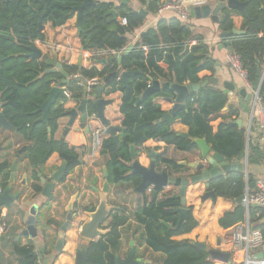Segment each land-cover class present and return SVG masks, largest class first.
Returning <instances> with one entry per match:
<instances>
[{
	"label": "trees",
	"instance_id": "trees-1",
	"mask_svg": "<svg viewBox=\"0 0 264 264\" xmlns=\"http://www.w3.org/2000/svg\"><path fill=\"white\" fill-rule=\"evenodd\" d=\"M95 1L83 12L79 38L89 58L98 62L102 59L110 60L117 52H122L131 43L130 35L145 24L146 17L138 9L122 4L121 0ZM164 1L138 0V3L140 7L149 3V12L157 13ZM242 1H248L241 24V30L245 32L233 34L229 39L233 51L240 55L248 71V81L253 85L258 68L264 66V0ZM82 3L83 0H0L1 111L16 128L20 139L30 143L23 154L34 168L44 166L53 153H58L67 162V173L81 163L80 152L76 147L54 138L58 121L67 112L64 105L57 102L50 108L48 124L40 120L42 113L37 111L39 105L63 76L58 72H47L49 66L43 59L30 57L28 46L36 42H47L46 32L40 30V16L44 24L51 23L53 27H60L74 17V7ZM112 10L115 13H111ZM233 13L239 11H223L225 16L219 24L222 31H231L235 26ZM133 46L123 56L121 64L113 60L101 69L96 65L88 68L78 64H64L72 78L79 74L85 79L100 80L99 85L91 87L93 95L99 86L105 87L104 95L122 92L120 111L123 121L119 140L115 141L112 136L104 138L100 151L102 155L109 156L106 165L110 184L127 183L133 187L140 184L141 176L131 173L130 145L143 146L149 139L190 151L197 148L195 138H205L212 152H218L229 160L244 159L247 150L249 162H259L264 158V150L248 141L247 130L235 122L239 119L238 109L231 107L225 121L214 130L212 116L221 112L229 101L228 94L215 85L208 84L193 92L186 101L187 108L180 110L176 116L188 127L189 138L175 131L171 122L161 120L168 111L156 99L172 95L169 89L162 88L141 97L154 79L180 84L202 83L205 78L200 77L199 73L206 69L215 70V61L208 56L209 46L202 35L192 31L187 22L178 15L161 17L155 25L141 33ZM257 61H260V65ZM123 70L137 71V74L129 76L127 84L119 77L105 83L109 73H120ZM67 89L72 98L79 102L89 94L86 86L73 80ZM260 93L264 95V79ZM139 97L141 100L137 104ZM87 106L90 112L95 111L92 99H88ZM48 127H51V135ZM17 149L12 142L5 144L7 151L15 153ZM159 161L174 172H182L185 167L174 159L159 157ZM10 166L9 159L0 163L3 185L10 178ZM256 181L251 174L246 176L244 172L234 171L211 182V188L217 196L235 201L234 208L220 218L222 227L228 228L245 221L246 208L243 202H237L236 199L243 197L247 188L253 190ZM175 189L174 184H169L168 188L162 187L152 195V191L146 188L142 194L143 203L135 212L120 204L121 208L112 212L104 225L110 231L95 241H88L87 264H114L115 257L122 250V231L127 227H131L133 237L139 234L136 236L139 245L164 254L162 264H213L214 260L208 252L196 248L191 240L174 239L198 226V220L192 208H189L188 218L176 227L179 219L176 210L182 204L179 197L172 198ZM35 190L40 192L42 187L36 185ZM159 193L162 198H159ZM94 208L86 210L92 211ZM131 218L138 223L135 228H132ZM263 218L264 210L259 207L250 210L251 227L260 229L264 236ZM163 221L171 223L172 227L168 228ZM15 252L20 257L19 264H40L41 251L38 252L33 243L15 245Z\"/></svg>",
	"mask_w": 264,
	"mask_h": 264
},
{
	"label": "crops",
	"instance_id": "crops-1",
	"mask_svg": "<svg viewBox=\"0 0 264 264\" xmlns=\"http://www.w3.org/2000/svg\"><path fill=\"white\" fill-rule=\"evenodd\" d=\"M132 2L134 3V0ZM210 3L216 5L215 0H211ZM174 15H176V13L172 10H165L162 13H159V11L157 13L149 12L145 24L130 35V44H134L139 39L141 33L148 27L155 25L159 18ZM232 18L236 28L241 29L243 21L242 14L240 12L233 13ZM73 19L74 22L71 23ZM76 22L77 16L60 27H53L51 23L45 24L44 31L47 35V42H36L35 45L42 50L45 57L57 59L63 64L79 65V61H81L80 65L84 67L89 68L96 65L99 69L103 68V64L93 62L89 58L79 38L78 25ZM187 23L191 26L195 34L203 36L210 50L208 56L215 61V70H203L199 73L200 77H204L205 80L212 77L217 78L218 83L209 82L208 84L215 85L222 91L224 90V83L227 81L236 85L235 90L228 94L229 101L227 106L221 112L212 116L213 120L211 124L214 130H217L219 124L225 121V116L228 115L230 108L234 107L239 111L238 117L243 121L242 127L247 130L248 141H251L254 145H258L264 150V140L260 138L257 121L255 118H252L254 85H250L245 79L231 69L227 61V53L230 51L226 47H220L222 44L220 39L222 30L219 25L210 17L195 18L190 16ZM262 70H264V66H262ZM160 82L163 83L165 81L160 80ZM240 88H246L247 92L252 94V99L248 103V111H245V106L244 108L241 107L238 101V91ZM103 96L113 101L105 109L106 118L110 120L112 125L122 127L123 115L120 111L122 92L116 91L109 95L103 94ZM68 98L69 99L64 103L62 102V98L58 100V103L64 105L67 112L76 107L79 103V101L72 98L71 95H69ZM90 99L94 100L95 95H92ZM156 102L160 103L162 108L167 111H170L173 106V103L165 98H158ZM67 112L65 116L59 119L54 138L58 141H66L71 147H76L80 152L81 163L73 171L67 173L61 183L55 184L53 198L49 199L42 194V190L36 192L35 186L40 185L43 187L40 177H46L50 180L51 174L62 165L64 160L61 159L58 153H53L44 166L34 168L30 166L24 154L21 155L18 162L19 170L16 173L15 182L9 184L12 194H15L17 191H21V194L16 197L17 199L9 208L6 206L0 208V264H19L20 257L15 252V245L24 246L30 243L35 245L38 252L41 251L42 247L45 249L42 260L40 259V264H45L44 262L47 264H75L76 253L81 245L80 240L87 242V240L79 236L78 229L81 223L87 218L85 215L86 208L96 207L99 202V193L95 188H102L104 185V167H107L106 162L109 156L102 155L100 153L101 148L96 151L92 149L91 131L96 127L103 126L99 119L91 117L94 113L89 112L90 118L88 123L91 129L90 133H87L85 129H80V121L79 118H77L65 134V130L70 121V116L67 115ZM172 127L179 133H188V127L179 119L174 120ZM120 132L121 131L117 133L118 136ZM109 136L110 135L106 133L104 138ZM10 142L15 144L18 149L23 146L28 147L30 144L28 142H23L16 130L5 128L0 125V163L6 159H9L12 163L15 158L17 151L14 153V151L10 152L5 150V144ZM136 151L138 152V156L131 158L129 162L131 173L134 171L135 163L145 168H149L152 163H154L157 172L166 170L169 176L190 177L192 174L199 173L196 169H190L188 166H185L182 172H174L159 161V157H165L174 159L182 165L183 162H195L200 159V151L198 148L190 151H182L174 145H168L162 141L149 139L143 146H136ZM246 154H248V150ZM246 154L244 159L240 161H231L245 162ZM243 172L246 176L248 174L253 175L256 180L264 178V158L259 160V162L253 163L249 162L248 158L247 168ZM25 173H27V185L21 183ZM1 185L3 189L8 185V183L3 185L2 176H0V186ZM110 187L109 200L119 207L121 204L126 206L130 211L135 212L139 205L143 203V191H139L138 187H133L127 183L121 185L110 184ZM150 187L153 189V185L149 186L148 189ZM247 190L249 189L247 188ZM179 191L180 188L176 187L175 194L179 193ZM205 191L206 187L203 181L189 184L186 193V205L192 208L193 214L198 220V226L189 233L175 236L174 239L179 241L188 239L192 242L201 241L207 243L208 247L219 248L231 253V263L214 260L213 264H240L243 259V251L233 248L231 235L234 228L241 222L228 228H224L220 225V218L227 211L234 208L235 201L220 196H217L215 202H213L211 198L202 200L201 196L204 195ZM74 194H77L74 214L75 219L67 231L64 232L63 236L65 237V242L62 251L58 252L55 250V244L58 241L61 226L66 220V205ZM162 197V194L159 193V198ZM250 210L248 213L246 210L245 221L247 218H249L250 221ZM32 215L36 217L35 226L37 228V235L34 237L25 235L24 233V230L27 228L28 218ZM262 221L264 222V218ZM130 222L132 228L138 225L133 218L130 219ZM131 230V227H127L122 231V250L119 255L124 257L128 253L130 241L134 239L135 249L137 247L136 256L148 260L149 262L147 264H162L161 261L164 258V254L161 252H153L147 249L145 245H139L136 238L139 234L133 237L131 235ZM219 239L221 240L220 246L217 245ZM261 250H264V246Z\"/></svg>",
	"mask_w": 264,
	"mask_h": 264
},
{
	"label": "water",
	"instance_id": "water-1",
	"mask_svg": "<svg viewBox=\"0 0 264 264\" xmlns=\"http://www.w3.org/2000/svg\"><path fill=\"white\" fill-rule=\"evenodd\" d=\"M133 0H121L122 4H128L131 6V2ZM216 5L213 3H208L200 7H195L191 9V16L195 18H202V17H210L215 23L218 25L222 22L224 18L223 11L225 9L239 11L242 15L245 14V6L247 5L248 1L242 0H215ZM95 0H83V3L79 6L74 7V12H78L77 15V22L78 25V33L80 34L82 31V27L80 26V20L83 16L84 10L90 6L95 4ZM137 9V8H135ZM150 5L149 3L145 7H140L138 11L144 16L147 17L149 14ZM111 13H115L114 10ZM40 30L44 31L45 24L43 23V18L40 16L39 20ZM245 31L241 29H237L236 26L232 28L231 31H222L220 33V39L222 44L220 45L221 48L226 47L229 51H233V46L229 37L233 34L240 35L243 34ZM133 44H129L127 47L123 49L122 52H117L113 58L110 60L102 59L98 62L105 65L109 61L117 60L119 64H121L123 60V56L128 54L133 49ZM30 50V57L43 59L46 64L49 66L47 72L53 73H60L63 76V79L56 85H54L50 91L48 92V97L46 100L39 105L38 112L42 113L40 120L49 123V110L50 108L55 105L59 98L63 99V103L66 102L69 98L66 94L65 90L68 84L73 81L76 82H86V79L83 78L81 75L72 78L70 74L64 68V64L57 59L45 57L42 50L38 48L35 43H32L28 46ZM260 65V61H257ZM81 61H79V65ZM137 74V71H129L123 70L121 73L117 71L109 73L105 78V83H110L115 77H118L124 81L125 84L128 83V77L131 75ZM264 79V70L262 68H258L257 79L254 81V89L260 90L261 84ZM209 82L218 83V79L212 77L208 80H204L202 83H195V84H180L177 82H170L165 81L163 83L160 80L154 79L151 81L149 87L143 92L142 96H146L153 91L161 90L162 88L169 89L172 95L165 97L166 100L173 103L172 108L168 111L161 120L169 121L171 123L174 122L176 119L177 114L180 110L186 109L187 99L191 96L193 92L198 91L201 87L208 85ZM236 85L232 82H225L224 83V93L229 94L230 92L234 91ZM105 87L99 86L95 92V99L93 100L97 119L106 127V133L112 136L115 141L119 140L118 132L122 130L120 126H114L110 123V120L106 118L105 109L108 105H110L113 101L111 99H106L103 96ZM239 97L238 101L240 102V106L244 108L245 111H248V103L252 99V94L247 92L246 88L239 89ZM141 97L138 98L137 104L140 102ZM88 99L85 98L81 100L78 105L70 110H68L67 115L70 116V121L68 126L65 130V134L68 132L70 127L74 124L77 118H79L80 129H85L87 133H90V125H89V109H88ZM2 107V102L0 101V108ZM239 126H242L243 121L241 119H237L235 121ZM0 125L5 128H10L16 130V128L9 122L4 113L0 111ZM50 135L52 134L51 127H48ZM181 136L185 138H189V133L182 132L179 133ZM197 148L200 151V159L195 162L186 163L183 162V166H188L190 169H196L199 171L197 174H192L190 177L185 176H169L166 170L162 172H157L155 169L154 163L149 168H145L139 166L138 163L134 164V171L133 174H139L141 176V182L137 186L139 191H144L149 186L153 185L152 195H155L162 187L168 184H174L176 187L180 188L179 193H176L172 196V198H180L182 206L177 208V212L179 213V219L177 222L176 227L178 228L181 223L188 218L189 214V207H187L186 203V193L190 183H197V182H205L206 191L204 195L201 196L202 200H206L211 198L213 202L216 201L217 194L211 188V182L219 177H225L229 173L234 171L243 172L247 168L248 164V154H246V161L245 162H232L231 160L227 159L224 155L218 152H212L211 146L208 144L205 138H195L194 139ZM63 142V141H61ZM27 146H23L17 150L15 154V158L11 163L10 166V178L8 180V185L3 189L0 193V208L2 206H6L9 208L11 204L17 199L16 197L21 194V191H17L15 194L11 193V186L9 184H13L15 182L16 173L19 170V159L23 152L26 150ZM130 154L131 158H135L138 156V152L136 151V145H130ZM40 175V173H39ZM67 175V162L64 160L62 165L54 171L51 176L50 180L46 177H40V180L43 184L42 187V194L49 198H53V191L55 188V184L61 183L63 179ZM104 177L105 182L102 188H95V190L99 193V202L94 208V210L85 211V215L87 218L81 223L78 234L80 237L84 238L88 241H95L102 237L103 235L107 234L110 231V228H104L107 221L110 219L112 212L115 210H119L120 207L111 203L109 200V193L111 190L110 182L108 180L109 172L108 168L104 167ZM23 185H27V173L24 174L23 179L21 181ZM237 202L242 203L243 197H239L236 199ZM77 201V194H74L68 204L66 205L65 210L67 211L66 220L61 226V232L59 234V238L57 243L55 244V250L58 252L62 251L65 237L63 236L64 232L67 231L69 226L74 222L75 219V206ZM255 207V206H254ZM36 217L30 216L27 221V228L24 230L25 235L28 236H36L37 235V228L35 226ZM163 223L168 227L171 228L172 224L163 221ZM87 242L81 244L76 253V263L75 264H87L88 261V245ZM193 244L196 248L207 251L210 257L213 260H218L226 263H231V253L229 251H223L217 248L208 247L207 243L201 241H193ZM218 246L221 245V240L218 241ZM45 249L41 248V253L39 254L40 259H42V254ZM256 257L262 259L264 258V250H260L256 252ZM149 261L144 260L142 257L136 256L135 251V240L131 239L130 241V248L125 257L122 255H117L115 257L114 264H147ZM47 264L46 262H44Z\"/></svg>",
	"mask_w": 264,
	"mask_h": 264
},
{
	"label": "built area",
	"instance_id": "built-area-1",
	"mask_svg": "<svg viewBox=\"0 0 264 264\" xmlns=\"http://www.w3.org/2000/svg\"><path fill=\"white\" fill-rule=\"evenodd\" d=\"M210 1L211 0H165L160 5L158 11L159 13H162L165 10H172L184 22H187L191 16L192 8L203 6L210 3ZM227 61L231 69L250 84L248 81V71L244 67L240 55L234 51H230L227 53ZM76 76H79V74L74 77ZM78 83L87 87L89 93L87 99H90L93 95L91 87L99 85L100 80L98 78H91L86 79L85 83ZM65 92L68 96L71 95L67 89ZM91 117L97 119L96 113H94ZM252 118L256 119L260 138L264 140V95H262L258 89H254ZM91 133L92 149L96 151L102 146L104 135L106 134V127L104 125L96 127L91 131ZM168 187L169 185L164 186V188ZM2 191L3 188L0 186V193ZM149 191H152L151 187L149 188ZM243 204L247 213L254 206L264 210V178L257 180L256 187L253 190L246 191L243 196ZM231 242L234 249L243 251L241 264H264V258L260 259L255 255L256 252L260 251L264 246V236L260 229L251 227L249 218L234 228L231 235Z\"/></svg>",
	"mask_w": 264,
	"mask_h": 264
},
{
	"label": "rangeland",
	"instance_id": "rangeland-1",
	"mask_svg": "<svg viewBox=\"0 0 264 264\" xmlns=\"http://www.w3.org/2000/svg\"><path fill=\"white\" fill-rule=\"evenodd\" d=\"M133 3V2H132ZM131 3V7H133V8H137V9H139L140 8V4L137 2V0H134V3L132 4ZM139 4V5H138ZM73 18H76V16H74ZM189 21V20H188ZM74 22V19L72 20V22L71 23H73ZM82 243H85V241H82V240H80V244H82ZM127 255V254H126ZM125 255V256H126ZM124 256V257H125Z\"/></svg>",
	"mask_w": 264,
	"mask_h": 264
},
{
	"label": "flooded vegetation",
	"instance_id": "flooded-vegetation-1",
	"mask_svg": "<svg viewBox=\"0 0 264 264\" xmlns=\"http://www.w3.org/2000/svg\"><path fill=\"white\" fill-rule=\"evenodd\" d=\"M75 15L77 16V15H78V12H75ZM75 15H74V16H75ZM87 243H88V242H87Z\"/></svg>",
	"mask_w": 264,
	"mask_h": 264
}]
</instances>
